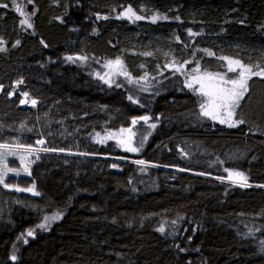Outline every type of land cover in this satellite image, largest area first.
I'll return each mask as SVG.
<instances>
[{"label":"trees","instance_id":"obj_1","mask_svg":"<svg viewBox=\"0 0 264 264\" xmlns=\"http://www.w3.org/2000/svg\"><path fill=\"white\" fill-rule=\"evenodd\" d=\"M0 5V145L34 149L44 140L49 149L30 166L38 196L0 185V264H264V80L248 82L235 113L243 124H216L203 119L190 79L167 70L156 45L181 39L188 24L220 44H262L264 0ZM129 7L142 19L124 15ZM153 16L163 27L146 29ZM117 58L122 67L110 65ZM18 81L36 110L8 98ZM116 132L101 146L100 135ZM129 133L136 152L125 150ZM11 152L20 153L0 151V171ZM225 169L243 172L251 186Z\"/></svg>","mask_w":264,"mask_h":264},{"label":"rangeland","instance_id":"obj_2","mask_svg":"<svg viewBox=\"0 0 264 264\" xmlns=\"http://www.w3.org/2000/svg\"><path fill=\"white\" fill-rule=\"evenodd\" d=\"M136 15L139 16L138 14ZM154 17L157 18L155 19L154 25L147 26L146 29L150 30L151 28L163 27L157 24L159 17L153 16L152 20ZM132 18H135V17H132ZM176 24L180 25L181 21L176 20L175 24H172L168 27L165 26V27L167 29H171V28L173 29V27L176 28ZM178 29L180 30L179 27ZM182 30L184 31V35H182L181 39H178V35L175 34L174 43L167 42V41L163 43V40H161L162 42L156 43V45H158L161 48V50L164 51V54H165L163 58L164 66H166L167 70L176 72L182 78L188 77L191 80V77L193 75H196L193 69L199 68L200 74H203L205 72L213 73V74L219 73L221 75H225L226 79H235L237 76V73L229 72L227 61L220 59V57H229L233 60H240L245 65H249V66L260 65L261 68H264V43L248 45L247 43L236 42L234 45L231 43L230 45H228L227 42H224L220 44V41L217 37H208V36L204 37L201 31L197 30L196 27L192 24H188L187 26H184ZM189 30H191V33H193V35L189 34ZM194 32H198L202 36H197L195 38ZM184 36H189L191 37V39L186 42L184 40ZM193 40H195V43L197 46L201 47L199 50L198 49L190 50L188 47L185 46L187 45V43ZM207 52H212L214 53V55L210 56L207 54ZM178 68L180 69L179 71H177ZM254 70L258 71L259 69L254 68ZM253 77H259V76H253ZM259 78L264 80V77H259ZM187 81L189 82V80ZM22 86L19 83H15L13 92L10 95H8V97L14 98L16 97L15 94H17L19 98V102L26 99L28 101V105H30L31 108H33L32 103H31V100L33 99L30 96H28V94L27 96L24 95L26 92L21 91ZM199 87H200L199 84L193 82L192 90H194L195 93L197 94L199 98V105H200L202 102L207 100V97L202 96L198 91H196L197 89H199ZM2 90H3L2 87H0V96L4 95V91ZM145 92L147 91L145 90ZM31 108H27V109L32 110ZM236 110H235V113H236ZM202 116H203V119L205 120H209V121L215 122L216 124L229 127L227 124H221L218 120L210 119L209 117H206L204 115ZM233 120H235V115L233 117ZM101 131L102 133L105 132V130L103 129ZM116 134L117 132L112 135H100L101 141L102 142L104 141L103 144L101 142L102 144L101 146H104L106 143H109L110 141L109 139L111 137H114ZM117 139L119 140L118 145H120V143L122 142V137L117 136ZM134 140L135 138L132 139L129 133L125 137V140H124L125 147L130 142L131 147L138 149V147L140 146L135 147ZM44 144L45 143L43 144L37 143L36 145L38 147L34 149L33 148L32 149H22V148H19L18 146H11V145H7V147H2L3 145H0V151L18 150L20 152V153L11 152L9 155L6 156V161H4L5 163H7L8 168L15 169V171L7 172V174L4 175L3 177V183H0V185L4 188L5 191H9V192L11 191V192H16V193H26L34 197L39 195V194L38 195L34 194L33 191H27V190L18 191L17 189H31L34 187V185H32L33 183L31 182L30 166L34 162L35 154L41 151L42 146H44ZM134 163L140 164V163H137V161H134ZM25 169H27V171H25ZM3 171L4 169L1 170L0 172H3ZM5 184L9 185V187H5ZM19 184H22V185L19 186ZM35 193H37L36 189H35ZM54 221L55 219L54 220L50 219V223ZM38 229L42 230V228L40 227ZM43 229H46V227ZM19 239L20 241L12 249V256L13 255L17 256L18 252L20 251L22 247L21 244L23 243L24 240L22 238H19Z\"/></svg>","mask_w":264,"mask_h":264},{"label":"snow or ice","instance_id":"obj_3","mask_svg":"<svg viewBox=\"0 0 264 264\" xmlns=\"http://www.w3.org/2000/svg\"><path fill=\"white\" fill-rule=\"evenodd\" d=\"M29 3L32 2V0H28ZM0 7H7V5H0ZM17 10L21 11V14L23 15L22 9L17 6ZM34 14V13H33ZM124 15L128 16V18L135 17V19L139 20L142 19V17L137 16L133 9L131 7L127 8ZM155 19L153 18V22H155ZM21 24L26 25L28 28L32 27V24L29 22V19H24L21 21ZM189 34L193 35L191 33V30H189ZM19 41H17V44ZM0 51H4L3 48H0ZM207 51V50H205ZM208 55H214L212 52H207ZM68 60H73V57H67ZM76 59H86V57H77ZM220 59L226 60L228 63V71L229 72H236L237 76L235 79H226L225 75H221L219 73L213 74L205 72L203 74H200L199 68L193 69V71L196 73V75H193L191 77V80L188 82L187 86L189 88L193 87V82L200 85L198 91L202 96L207 97V100L202 102L200 104L202 115L209 117L213 120H218L221 124H227L229 127H236L239 124H243L245 121L243 119L233 120V117L235 115V110L240 106V102L245 98V94L249 91V85L248 81L253 76H259L264 77V68H261L260 65H254L249 66L243 64L240 60H233L229 57H220ZM110 65L114 64L116 66L122 67V61L117 58L115 61L109 62ZM254 68H258V71H255ZM180 69L178 68L177 71ZM239 70V71H237ZM123 75H128L127 72H122ZM101 79H104V77H100ZM108 82V81H105ZM18 83H22V81H18ZM27 96V93L24 94ZM131 100L132 97H129ZM24 101H22L23 103ZM135 102V101H134ZM31 103L33 106H35L36 101L32 100ZM144 121H147L149 117H141ZM137 121H133L135 124ZM151 127H155V125H151ZM129 131H131L129 129ZM102 142V141H101ZM37 143L43 144L44 141H38ZM123 143V142H121ZM142 146V145H141ZM2 147H7V145H3ZM43 151H49V149H42ZM126 151H132L136 152L139 149L131 147L130 142L125 147ZM5 158L2 154H0V161H3ZM23 159V158H22ZM137 163L143 164L144 161H138ZM15 171V169H11L7 167V163H4V171L0 172V183H3V177L7 174V172ZM27 171V169H25ZM225 171H228V179L232 180L233 182H238L241 187H250L251 185L248 183V177L243 173L239 171H229L228 169H225ZM5 187H9V185L5 184ZM18 191L21 190H27V191H33L35 193L34 187L31 189H17ZM59 215L53 216L51 218L45 217V221H48L49 219H58ZM40 228H45L46 224L38 225ZM161 232L164 231L163 228L160 229ZM34 230H29L27 232L28 236L33 235ZM25 243L27 241L25 240ZM11 259L15 260L16 256L13 255Z\"/></svg>","mask_w":264,"mask_h":264},{"label":"built area","instance_id":"obj_4","mask_svg":"<svg viewBox=\"0 0 264 264\" xmlns=\"http://www.w3.org/2000/svg\"><path fill=\"white\" fill-rule=\"evenodd\" d=\"M2 91H5V89H4V87H2ZM11 94V93H10ZM9 94V95H10ZM4 95H5V92H4ZM4 95H1L0 97H3ZM33 100H35V99H33ZM32 101V100H31ZM36 101V104H35V106H33V104H32V106H33V108H31V106L29 105V107L31 108V109H36L37 107H38V105H39V102H38V100H35Z\"/></svg>","mask_w":264,"mask_h":264},{"label":"water","instance_id":"obj_5","mask_svg":"<svg viewBox=\"0 0 264 264\" xmlns=\"http://www.w3.org/2000/svg\"><path fill=\"white\" fill-rule=\"evenodd\" d=\"M22 101H24V102L22 103ZM22 101H21L20 107H21L22 109H27V108H28V106H27V101H26V100H22Z\"/></svg>","mask_w":264,"mask_h":264}]
</instances>
